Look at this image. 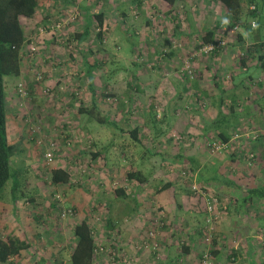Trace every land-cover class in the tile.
<instances>
[{
	"label": "rangeland",
	"instance_id": "obj_1",
	"mask_svg": "<svg viewBox=\"0 0 264 264\" xmlns=\"http://www.w3.org/2000/svg\"><path fill=\"white\" fill-rule=\"evenodd\" d=\"M38 1L42 3L40 6L44 11L38 7L32 17L21 16L20 22L22 26H30L29 29L35 30L36 34L41 31L51 33L53 30L51 34L56 38L54 41L68 56V62L60 66L54 59H50L47 64L55 68L54 72L60 70L64 82L50 88L49 94L42 93L43 86L38 87L37 93L33 94L35 100H31L33 95L29 97L30 92L24 81L26 90L24 96H19L17 93L14 96L13 88H10L7 94L6 87L4 110L7 137L20 138V132L21 137L27 135L25 132L27 119H23L24 115L20 117L22 113L20 108H26L30 104L38 103L42 109L48 108V110L52 106V112L58 110L57 115L66 117L61 123L46 125L47 127H39L41 124L37 121L35 125L31 123L36 128L32 125L28 128V131L32 127L35 130L33 134L31 133L28 144L33 149L35 159L27 155L26 148H21L20 139L16 140L12 147L9 157L11 174L0 189V201L7 202L0 205V236L15 235L29 242L28 247L21 249L17 264H50V262H42L39 256L49 259L55 256L58 248H69L72 244L70 225L73 220L79 218L82 212L80 210L85 208V201L89 205L93 200L91 213L88 212V214L92 217L91 227L95 230V238L101 236L98 242L104 246V252H101L103 264H118L116 260L121 261L112 253L115 251L110 243V238L113 236L117 238L116 246L127 252L124 255L128 258V262L121 261L119 264H158L162 258L164 246L167 245L172 251L181 249V246L186 244L187 234L197 236L201 226L206 230L216 231L215 225L228 214L227 211L219 212L215 218H212L205 211L202 214L201 211L185 209L193 197L197 201L200 198L203 206V201L208 194L222 199L228 193L218 192L207 183L209 187L207 186L204 191L208 194L198 195L189 188L191 183L198 184L196 170L191 169L194 165L186 159L170 165H166V162L169 160L167 155L180 150L184 156H193L199 163L214 161L219 170L222 169L228 175L227 177H233L243 188L258 185L264 181V172L260 170L261 164L258 160L250 161L244 157L241 161L232 162L230 157L233 148L229 146L225 150L212 152L208 142L219 138L213 130L202 132V126L216 113L215 104L218 99L214 97L213 80L223 85L230 83L229 80L231 83L234 82L236 76L229 79V73L219 71L220 69H218V75H214L219 60H226L228 56L236 62L238 51L243 48L241 43L235 40L234 33L238 29L235 27L226 31L225 34L221 33L222 29L214 33L212 39L218 37L225 39L224 46L217 50L216 54L199 49V46L203 44L199 38L200 31L205 27H211L214 21H220L221 24L226 22L223 5L216 0H186L184 3L176 0L170 10L164 11L158 0V9H152V15H148L144 12L140 14L134 0H70L64 6H60L58 0ZM119 1H123L121 7L126 12L127 22L121 23V26H115L119 22L117 17L119 9L114 6ZM257 1L242 0L241 10L245 28L240 27L238 32L245 37L254 36L256 31L254 30L257 26L256 18L248 16V12L251 10L249 4H257ZM80 5H87L90 10L100 7L108 9L103 26L100 28L101 38L96 36L97 27L92 25L89 26V34L82 40L73 37L76 31L81 30L84 21V9ZM147 12H149L148 9ZM69 14H74L72 20L64 21L62 27L60 26L61 28L57 30L51 29L54 22L64 20ZM40 15L44 16V20L39 18ZM146 20L147 23H145ZM251 20L254 22L253 25ZM259 26L261 30H264V19ZM246 30L249 31L248 34ZM34 56L37 55L34 54ZM37 59L41 60V58ZM86 62L95 64L91 70L95 103L100 110L105 111L115 120L114 131L106 123L88 119L86 115L77 111L78 106L90 101V89L84 73ZM109 72L112 73L104 77ZM251 73L256 76L251 79L249 85L245 86L240 83V79H236L238 84L236 95L240 104H250L254 94L259 91L264 92V73L257 75L254 70ZM7 78L12 80L13 77L6 76L5 82ZM194 78H196L197 87L192 84ZM254 81L261 82L262 87L254 86ZM6 84L8 86V82ZM203 89L206 93L204 96L201 93ZM261 103L264 105V98ZM153 104L157 106V109L155 106H153L154 109L151 108L154 114L156 112L161 116L162 108L165 110L164 132L158 141L149 138L148 131L142 123L149 119L147 114L149 108L145 111V107H152ZM220 105L227 111L228 99H223ZM238 107L236 102L233 108ZM252 108V112L242 113L237 117V122L239 121L240 126L246 127L248 134L259 131L264 125V109H256L255 104H252ZM133 127L137 128L138 141L129 134V129ZM90 135L95 140V148H100L113 137V143L107 151L111 155L124 153V161L110 159L111 157L108 156L106 171L103 170L105 162L100 157H90V147H92ZM163 137L164 141L161 140ZM49 139L53 140L56 147L52 161L46 163L42 152ZM248 147L249 145L243 146V148ZM240 148L239 145L238 149ZM144 150L149 152V157L154 162L153 172L158 181L162 180L160 176L166 177L163 175V169L166 167L174 174L173 176L177 179L174 185L175 200H178L179 207L175 211L172 200L168 203L167 211L166 208L156 207L146 217H142L144 214L134 215L130 224L135 227L136 236L129 237L127 231H120L118 226L112 230L106 228L104 216L101 215L102 207L100 208L99 205L102 203L101 199L94 200L101 190L104 188L108 190L105 186L111 189L119 184L116 178L118 173L122 172V175H125V172L129 170L128 163H137V155ZM75 153L77 158H70V154ZM59 159L63 162L72 161L69 171L67 169L70 172L68 173L70 184L47 182L49 178L47 171L52 165L59 164ZM252 163L250 167L249 164ZM113 167L117 168L115 172ZM10 195L16 198L13 207L10 206ZM231 202L233 201L229 200V204ZM66 206L73 208V213L60 215L61 207ZM98 212H100L99 215ZM167 214L170 216L168 217ZM151 215L155 217V220ZM96 216L101 220L100 223L97 222L98 224L96 221L99 219ZM148 217L151 220L147 219ZM149 227H153L154 236L148 244L140 245L141 236H144ZM170 231L173 235L168 236ZM35 232L39 235L35 236ZM206 235L207 232L203 235L199 234V241L195 245L191 244V252L197 254L195 256L190 254L187 258L182 257L179 262L183 264V261L188 260L191 264H201V259H204L209 264L234 263V255L229 257L225 255L223 260L214 261L210 254L212 239L210 237L206 240ZM235 241L237 238L228 237L225 243L234 248ZM129 243L131 244L128 246ZM124 245H127L128 249L124 248Z\"/></svg>",
	"mask_w": 264,
	"mask_h": 264
},
{
	"label": "crops",
	"instance_id": "obj_2",
	"mask_svg": "<svg viewBox=\"0 0 264 264\" xmlns=\"http://www.w3.org/2000/svg\"><path fill=\"white\" fill-rule=\"evenodd\" d=\"M58 1H59L60 6L61 5L64 6L70 0H58ZM104 1H106V0H104ZM185 1L186 0H180L179 3H184ZM122 2L123 1H119L118 4L116 6H114V8L116 7L119 9V14H117L119 22H117V25H115V26H121V23L126 24V22H127V20H126L127 16H125L126 12H125L124 8L121 7ZM134 3H135V6H137V8L139 9L140 14H142L144 12V13H147L148 15H152V13H151L152 9H156V8L158 9V7H159L158 0H134ZM41 4L42 3L37 0V7L36 8L37 9H38V7L42 8L40 6ZM259 4L261 5V9H260L261 12L264 13V0H260ZM204 5L207 6L206 3H204ZM102 8H105V7H102ZM37 9L35 10V13H36ZM147 9L149 10V12H147ZM42 10H43V8H42ZM107 13H108V9H106L105 16ZM39 18H42V16L40 15ZM219 22L214 21L213 25L215 23H219ZM145 23H147V20L145 21ZM29 27L30 26H23L25 40H24V43L21 47V52H20L21 59H20L19 73L16 76H12L13 77L12 80L7 78L6 82H8V86L5 82L6 76H4V78H3L4 84H5L4 89H6V87H7V90H6L7 94H9V89L13 88L12 94L14 96H16L15 95L16 92H15L13 85L15 84V82L17 80H22L25 82V84L28 87V91L31 94V95L29 94V97L32 96L33 94H35L34 92L37 93L36 89L38 90V87H40L42 85L53 88L54 86H58L59 84L64 82V80H62L63 75L62 76L60 75V73H61L60 70H58V72H54L55 68L48 65L47 61H50V59H54L56 64L62 66L63 64L68 62L67 61L68 56L64 54L62 47L60 45H58L57 42L54 41L56 38L54 37L53 34H51L49 32H42V31H41V33L36 34V31L32 30V28L30 30ZM31 27H33V26H31ZM32 36H34V38H32ZM242 36H244V34H242ZM34 43H35V45H34ZM31 44H33L36 47L35 51H34V54L37 55L36 58H41V60L37 59L36 62H32L30 60V54H29L28 50H29V46ZM60 47H61V50H60ZM224 52H226V51H224ZM257 64H258V62H256V60H250V58H249V60H247V62H246V65L244 68L245 70H244L241 67L239 68V65L236 62H234L233 60H231L230 57L228 58V56H226V60H223V59L219 60V65L217 66V70L215 71L216 72L215 75H218L217 74L218 69H220L219 71H225V72L227 71L228 73L230 71L232 73H238L235 76L234 82L231 83V81L229 80L230 83H224L223 85H221V86L226 87L225 92L227 94L228 93L236 94L237 88H238V84L236 81L237 78L240 79V83H243L246 86V85H249L251 79L256 76L255 74L251 73L253 70L255 71V73L257 75L264 73V71H262L260 68H258ZM251 69H252V71H251ZM36 71L41 72L44 76H43L41 81L35 83V82H33L34 81L33 80V74ZM257 71H259L260 73H258ZM110 73H112V72L105 74L104 77L105 76L108 77L110 75ZM248 74H251V77ZM222 79L223 78H221V80ZM217 82L219 83V81H217ZM261 92L262 91H259L257 93V95L260 94ZM217 94H218V92L216 91V88H215V92H214L215 98L218 96ZM91 96L92 95L90 93V101L87 104H89L91 102ZM93 96H94V94H93ZM31 100H35L34 95L32 96ZM238 102H240V101H238ZM87 104H82V105H87ZM255 105H256V107H258L257 104H255ZM153 106H155V109H157V106L155 104H153L152 107L151 106L145 107V111L149 108V111L147 112L149 119L146 122H145V120H144V122L142 121V123H143V126L146 127V131H148L147 135L149 136V138L151 140L158 141V138L164 132L165 110H164V108H162V114H161V116H159V114H156V112L154 114V110H153V112L151 111V108H153ZM49 109L50 110H48V108L42 109V107L38 103H34V105L30 104V106H26V108H20V112H22L20 114V117H22L24 115L23 119L24 120L27 119L26 120L27 125L25 126L26 127L25 132L27 133V135L25 134L26 135L25 137H21L22 133L19 131L20 132V134H19L20 138H18V139L21 140V148H23V149L26 148L27 149V155L29 157H32L33 159H35L36 156H35V154H33V149L28 144V142L30 141L29 139H31V133L33 134L34 133L33 131H35L32 128L33 127L36 128V126H33V124L35 125L36 121H37V122H40L39 124H41V125H39V127H45L46 125L47 126L57 125V123L59 124V123H61V121H64L63 118L66 117V116L57 115L56 112L58 110L52 112L51 111L52 106ZM241 110L239 111L238 115L242 114ZM249 110L251 112L253 111L252 106H251V109L249 108ZM103 112H105V111H103ZM152 115H153V117H152ZM213 117H214V115L211 117V119ZM150 118L153 120H151ZM44 120H46L47 122L44 123L43 122ZM65 121L70 122V120H65ZM42 122H43V124H42ZM31 123H33V124H31ZM76 123H77V121H76ZM31 125L33 127L28 131V128L31 127ZM72 125H74V124L72 123ZM77 125H78V123H77ZM89 137H91V139H92V142H91L92 147H90V149H91L90 157L92 158L94 156H92L91 152L96 149L94 146L96 144H95V140H93V137L91 135ZM161 140L164 141V137L161 138ZM70 155H71L70 158H74L77 156L76 153L70 154ZM96 156L100 157L105 162V166H104L103 170H105L107 167L106 164L109 161L108 156L111 157L110 159H112V158L118 159V161L121 160L122 162L125 159L124 153H119L118 155L117 154L111 155L110 152H108V151L103 152L102 155L97 154V155H95V157ZM137 157H138V159L136 160L137 163H132V162L128 163L129 169L140 170L141 173L144 176H146V180L139 182L135 179H127L125 177V175H122V172H119L118 175L116 176V178H118L117 181L119 182V184H117L114 188H111V189H110V187L105 186L108 190H106L105 188L103 190H101L100 194L98 196L96 195L97 198L94 200V201H98L99 199H101L102 203L99 205H100V208L102 207L105 209L104 211L102 210V212H101V215L104 216V219H105V215H106V216H109V218L113 219L114 222H116V224H114V226L109 230L115 229L116 226H118V228H120V231H127V234H129V237L133 236V235L136 236V232H134V231H136L135 227L130 224V222L132 221L131 219L134 215L137 214L139 216H142L144 214V216H142V217H146V215L148 213H150L151 210L156 209V207L164 208V209L166 208V211H167V206H169L168 203L171 202L172 200H173L172 204L174 206L173 207L174 210L176 211V209H178V207H179L178 200H175L176 187L174 185L176 184L177 179H175V177L173 176L174 174L172 173V171H170V169L168 167L163 169V172H164L163 175L166 177L163 178L162 176H160L162 178V180L158 181L157 177L155 176V172H153L154 162L151 161V159L149 157V152L144 150V152L139 153L137 155ZM163 157H161V158L163 159ZM168 159L169 160H168V162H166V165L173 164L174 162L175 163L180 162V161H171L170 158H168ZM106 161H107V163H106ZM58 163L59 164H57V165H52L51 168L59 166V167L65 168L66 170L68 169V171H69L70 164H72V161L67 160L66 162H63V161H61V159H59ZM203 164H204V162L203 163L198 162V165L196 168V173L199 170H201ZM73 165H74V163H73ZM74 167H75V165H74ZM116 169H117L116 167H113L114 172L116 171ZM48 171H47V173H48ZM68 173H70V172H68ZM224 174L226 175L225 172H224ZM226 176H228V175H226ZM229 178H231L233 180V182L235 183L234 186H232V185L226 186V185L221 184L217 181H209L208 182L209 186L213 187L216 191L228 193L226 196H228L230 198V200L233 201V202H231V204H229V207L227 210L228 214L226 216H224L223 218H221L222 220L220 222L218 221V224L215 225V230H216L215 233L218 236L216 237L215 242H212L213 245L210 249V254L213 257V260L216 262L223 260V256H225V255H227L228 257L234 255L233 256L234 263H232V264H264V226H263L264 225V223H263V220H264V216H263V214H264L263 213L264 199H260V200L252 201V202L242 201L245 188H243L241 184H238V182H236L233 177L229 176ZM103 181H104V179H103ZM47 182H50L49 179L47 180ZM67 184H70V181H67ZM116 187H122L124 193L128 194V196L123 197V196L114 195L115 194L114 189ZM188 196L193 197L190 195H188ZM22 198H24V197H22ZM29 199H31V198H29ZM15 201H16V199L14 201H11V204H10L11 207L14 206ZM92 202H93V200L90 202V204H89L90 206H89L88 202L85 201L84 210H80L82 212H81L79 218L73 220V222L70 225L69 231L71 232L70 238H71L72 244L74 243V238L72 236L71 227L75 223V221H78L79 219L83 218L88 223L91 224L92 217H90V214H88V212L91 213V209H92V205H93ZM4 203H7V202L0 201L1 206ZM129 209H132V210L130 212H127ZM193 209L197 212L201 211L202 214L204 213L203 206H202V200L200 198H199V201H197L193 197V200H191L187 204L185 210L193 211ZM261 211H262V213H261ZM99 214H100V212H98V215ZM167 215H168V217L170 216L169 214H167ZM147 219H150V218L148 217ZM100 221L101 220L99 219L96 221V223L97 222L100 223ZM103 221L105 222V220H103ZM141 221H142V218H141ZM202 222H203V220H202ZM137 229H140V228L137 227ZM34 234H35V236L39 235V233H37V232H35ZM199 234H200V228L198 229V235ZM169 235H173L171 231L168 233V236ZM198 235L194 236V234L192 235V234L188 233L187 239H186V244H183L184 245L183 247H185V248H183L181 246V249H177V250L172 251L169 249V247H167V245L164 246L162 258L158 261V264H181L179 261L182 259V257L187 258L190 256V254L195 256L197 253L191 252V244L195 245V243L199 241ZM228 237L232 238V239L237 238V241H235V245H233L234 248H231L229 246L230 244L228 245L225 243V241ZM100 238H101V236H98L95 238L97 243H99L98 241L101 240ZM104 239H106V238H104ZM125 243L126 242H124V244ZM72 244L69 246V248L68 247L67 248L66 247L65 248H61V247L58 248L59 250H57L55 256L52 258L48 259L47 257L44 258L43 256H41V257L39 256V258L41 260H43L42 262L46 261V262H50V264H67V254L70 251ZM130 244L131 243H129L128 246ZM128 246L124 245V248H127ZM118 250H120L119 254H121L120 257H118V259L120 260L121 257L124 254H126L127 252L125 253L121 249H118ZM19 255H21V251H20ZM101 256L103 257V254L96 253L93 257V261L91 264H103V261L101 260ZM198 256H199V254H198ZM114 257H116V256H114ZM18 259H20V258H18ZM35 261H38V260H35ZM116 262H118V264H119L121 261L119 262L118 260H116ZM104 264H107V263H104ZM183 264H191V263H189L188 260H186V261H183Z\"/></svg>",
	"mask_w": 264,
	"mask_h": 264
},
{
	"label": "trees",
	"instance_id": "obj_3",
	"mask_svg": "<svg viewBox=\"0 0 264 264\" xmlns=\"http://www.w3.org/2000/svg\"><path fill=\"white\" fill-rule=\"evenodd\" d=\"M180 1V0H179ZM221 3L225 9L226 13V22L224 24L215 23L211 27H205L202 31H200V42L201 43H208L212 41L214 37V33L217 30L224 27L222 30V34H225L226 31L230 29H238L240 27H244L243 21L244 17H242V10H241V3L242 0H216ZM255 2V0H253ZM162 10L167 11L170 10L172 4L176 2V0H159ZM254 4V3H253ZM37 7V0H0V189L3 187L5 181L10 176V165H9V157L12 151V147L14 146L17 139H9L7 137V128L5 123V110H4V93H5V84H4V76H16L19 73L20 69V59H21V47L24 43L25 36L23 26L20 22V17H32L35 13ZM84 9V21L81 30L76 31L73 34V37L77 40H82L89 34V26H96L97 30L95 34L98 38H101V27L103 26V20L105 17L106 9L100 7L96 10H90L89 6L84 5L81 6ZM261 5L259 4V0L257 4H254V8L248 12V16L256 18L257 26L254 28L255 33L254 36H242L238 29L235 30L234 36L235 40L238 43H241L242 50L238 51L237 54V61L236 63L241 68L244 69L247 60L249 58H254L250 60H256L258 62L257 66L262 71H264V30L260 29L259 24L261 20L264 19V14L261 12ZM262 16V17H261ZM44 20V16L42 17ZM235 25V27H233ZM47 28L48 26H44ZM247 34L249 31H247ZM52 33V31H51ZM233 36V37H234ZM244 37V38H243ZM225 40V39H224ZM245 40V41H244ZM244 42V44H243ZM246 42V44H245ZM225 44V41H224ZM224 44L220 47L222 48ZM220 48H215L211 52L212 54H216L217 50ZM37 60V58H36ZM95 66L94 63L87 64L84 63V73L87 76V84L90 89L91 93V102L88 105H81L78 106L77 111L81 114L86 115L88 119H95L99 123H106L109 125L113 131L115 128V120L110 118V116L100 110L94 99V89H93V82H92V74L91 70ZM240 68V67H239ZM245 70V69H244ZM41 73V72H40ZM35 74V72H34ZM33 74V82H39L43 78V74L41 79L35 80ZM238 73L229 72L228 78L232 79L234 75ZM215 75V74H214ZM251 77V74H248ZM243 78V77H242ZM215 85L216 91L218 92V102L216 105V113L212 119H210L207 123L202 126V132L206 130H213L215 131V135L219 138L218 140L221 141H228L229 146H231L233 151L231 152L232 155L230 160L232 162L241 161L244 157L245 159H252L258 160L260 165V170L264 172V125L263 128L259 131L254 132L253 134H249L247 137L240 135L237 138H231V135L234 132H242L243 129H246L245 126H240L239 122H237V116L239 111L241 110L242 113H248L250 110L249 108L252 104H257V109H264V105L261 103L262 99L264 98V92L260 94H254V97L251 99L250 104H240L238 103V97L234 93H226V87L221 86L220 83L213 80ZM192 84L197 87L196 78L192 80ZM261 82L254 81L253 85L257 86V88L262 87ZM43 86V85H42ZM41 86V87H42ZM15 89V84L13 85ZM45 87V86H43ZM47 87V92L49 94L50 87ZM202 95H206L204 89L201 90ZM227 98L229 101V107L226 110L221 108V101ZM257 99V100H256ZM237 102L239 107L237 109L233 108V105ZM256 106V105H255ZM240 112V113H241ZM151 117V116H150ZM153 117V115H152ZM151 119V118H150ZM153 120V119H151ZM247 130V129H246ZM113 134V132H112ZM129 134L131 137L138 141L137 138V128L133 127L129 129ZM254 135V137H251ZM113 136V135H112ZM113 143V137L110 138L104 145L100 146V148H96L94 151L91 152L92 156L97 154L102 155L103 152L108 150V147ZM241 146L238 149V146ZM244 145H249L248 148H243ZM251 153L252 156L248 157V153ZM170 158L171 161H182L183 159L188 160L194 166L191 168L196 170L198 161L193 156H184L182 151H177L167 156ZM250 163V162H248ZM254 163V162H253ZM249 164V166L253 165ZM250 166V167H251ZM48 179L51 183H65L69 179L68 171L65 168L56 166L52 167L48 171ZM125 177L127 179H135L139 182L146 180V176H144L140 170H132L129 169L125 172ZM196 179L198 182V186L201 187L203 190H206L207 183L209 181H217L221 184L226 186H234L235 183L229 177H227L223 170H219L217 165L214 161L209 160L208 162L204 163L201 170L196 173ZM166 185V184H165ZM116 196H123L127 197L128 194H125L122 187H116L114 189ZM219 197V196H218ZM11 201H14L16 198L10 195ZM260 199H264V181L258 185L249 186L245 188L244 195L242 201H257ZM223 200L226 204V208L224 212L228 210L229 207V200L228 196L219 199ZM132 209H129L127 212H130ZM203 211L204 208H203ZM264 213V210H263ZM264 216V214H263ZM116 222L113 219L109 218V216L105 215V225L107 229H111ZM204 224H206L204 222ZM264 226V225H263ZM150 228V227H149ZM72 236L74 238V243L71 246L70 251L67 254V263L68 264H91L93 261V257L95 255L94 248L97 245L95 236H94V228L91 227V224L88 223L85 219H79L75 221V223L71 227ZM206 232H209L211 237V241L215 242L216 237L218 236L215 234L214 229L206 230L201 226L200 234L203 235ZM151 238H147L146 241L149 242ZM114 247V244H111ZM29 246V242L25 240V238H19L15 235L6 234L0 236V264H17V259L19 258V253L21 249L26 248ZM184 245H182L183 247ZM185 248V247H183ZM120 249V248H118ZM117 250V248H116ZM120 252V250H118ZM119 254V253H118ZM116 254L117 258L120 257L121 254Z\"/></svg>",
	"mask_w": 264,
	"mask_h": 264
},
{
	"label": "built area",
	"instance_id": "obj_4",
	"mask_svg": "<svg viewBox=\"0 0 264 264\" xmlns=\"http://www.w3.org/2000/svg\"><path fill=\"white\" fill-rule=\"evenodd\" d=\"M249 8L250 9H253L254 8V4L253 3H250L249 4ZM74 18V14H69L67 17H65V19L63 20H59V21H56L52 24V28L51 29H59L62 27V23H64V21L66 20H72ZM254 22L253 20H251V25H253ZM61 26V27H60ZM235 27V25L233 26ZM222 30H224V27L222 26L221 27ZM53 31V30H51ZM224 38L222 37H218L216 39H213L212 41L208 42V43H203L199 46V49L203 52H211L213 49L215 48H220L223 44H224ZM35 45V43H34ZM33 44H31L29 46V54H30V60L32 62H36V56H34V51H35V46ZM42 77V74L40 72H35L34 74V79L35 80H39L41 79ZM47 87H43L42 88V93H46L47 92ZM15 92L19 95V96H24L26 94V90H25V86L23 84V81L22 80H17L15 82ZM244 131L242 132H234L232 135H231V138H237L239 137L240 135H243L245 137H247L249 134L247 132L246 129H243ZM253 134V133H252ZM251 137H254V135H252ZM208 147L209 149L212 151V152H219L221 150H225L229 147V142L228 141H221V140H212L210 142H208ZM55 145H54V142L53 140H48L47 141V144L46 146L44 147L43 149V152H42V156H43V159L45 160L46 163H50L53 159V153L55 151ZM252 154L249 152L248 153V157H251ZM249 160V159H248ZM190 190L198 195H204V194H208L206 191H204L201 187H199L197 184H193L191 183L190 186H189ZM203 208L205 210L206 213L210 214L212 218H215L216 215L219 213V212H223L226 208V204L225 202H223V200H219L215 195H212V194H208L204 201H203ZM104 211L105 209L102 208L101 211ZM73 213V208H71L70 206H66V207H61L60 209V215H70ZM96 218L98 219V216H96ZM95 218V219H96ZM152 218L154 219L155 217L152 216ZM155 220V219H154ZM155 222V221H154ZM152 236H154V230H153V227H150V228H147L145 233H144V236H141V240L139 242L140 245H146L148 244V242L146 241L147 238H151ZM210 234L209 232H207V235L205 236V239L208 240ZM116 239L114 236L110 238V243L111 244H114V248H115V251L113 253V255H116L120 252H118V249L116 250V248H118L116 246ZM154 245V243L152 244ZM110 251V250H108ZM101 252H104V246L102 244H99L97 243L96 247L94 248V253H101ZM122 262L124 263H127L128 262V258L125 257L124 255L121 257L120 259ZM201 264H209L208 261L204 260V259H201Z\"/></svg>",
	"mask_w": 264,
	"mask_h": 264
}]
</instances>
